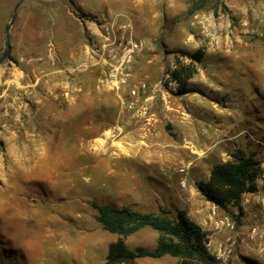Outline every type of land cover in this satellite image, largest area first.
<instances>
[{
	"label": "rangeland",
	"instance_id": "1",
	"mask_svg": "<svg viewBox=\"0 0 264 264\" xmlns=\"http://www.w3.org/2000/svg\"><path fill=\"white\" fill-rule=\"evenodd\" d=\"M18 1L0 0V59ZM10 33L0 264H104L118 235L93 201L185 210L218 264H264V0H24ZM199 48L192 91L181 93L171 72ZM238 149L263 166L242 210L198 189ZM158 234L126 242L153 248Z\"/></svg>",
	"mask_w": 264,
	"mask_h": 264
},
{
	"label": "trees",
	"instance_id": "2",
	"mask_svg": "<svg viewBox=\"0 0 264 264\" xmlns=\"http://www.w3.org/2000/svg\"><path fill=\"white\" fill-rule=\"evenodd\" d=\"M190 62H177L171 72V80L179 84V91H192L188 81L197 72L204 50L181 52ZM263 172L262 161L254 153L246 154L240 149L231 158L212 166L209 178L198 183L204 197L219 207L232 204L242 210V197L246 192L258 189L257 180ZM96 209V220L103 229L118 235L108 245L104 264H139L143 257L160 258L165 255L177 257V264H218L215 256L207 248V233L193 221L185 210L171 217L169 209L160 206L158 211H141L129 205L110 202H92ZM159 232L156 245L150 248L138 245L130 248L126 238L142 229ZM253 263V260H247Z\"/></svg>",
	"mask_w": 264,
	"mask_h": 264
},
{
	"label": "water",
	"instance_id": "3",
	"mask_svg": "<svg viewBox=\"0 0 264 264\" xmlns=\"http://www.w3.org/2000/svg\"><path fill=\"white\" fill-rule=\"evenodd\" d=\"M24 0H19L14 8V11L12 13V17L11 20L9 21V23L6 26L5 29V41H4V45H5V53L3 55V57L0 59V63H2L3 61H5L7 58H9L11 56L10 51H11V27L17 17V13H18V9L20 7V5L22 4Z\"/></svg>",
	"mask_w": 264,
	"mask_h": 264
},
{
	"label": "crops",
	"instance_id": "4",
	"mask_svg": "<svg viewBox=\"0 0 264 264\" xmlns=\"http://www.w3.org/2000/svg\"><path fill=\"white\" fill-rule=\"evenodd\" d=\"M144 229H142V230H140V231H138L137 233H139V232H141V231H143ZM152 230V229H151ZM137 233H135V234H137ZM134 234V235H135ZM157 237H158V235H157ZM157 237H156V240H155V245H156V241H157ZM154 245V246H155ZM146 246V245H145ZM166 257H174V256H171V255H165V256H162V257H160V258H151V257H143V258H140V259H162V258H166ZM142 261H144V260H138V263L139 264H144V262H142ZM145 261H147V262H150V263H160V261H162V260H145ZM176 262V264L178 263V260H175ZM146 263V262H145Z\"/></svg>",
	"mask_w": 264,
	"mask_h": 264
},
{
	"label": "built area",
	"instance_id": "5",
	"mask_svg": "<svg viewBox=\"0 0 264 264\" xmlns=\"http://www.w3.org/2000/svg\"><path fill=\"white\" fill-rule=\"evenodd\" d=\"M132 51H135V49H134V48H130V49L126 50L127 55H129L130 52H132ZM125 62H126V57H123V60H122L121 66L124 65ZM137 87H138V89L144 88V87H145V84H144V83H141V84L138 85ZM134 93H135V91H134ZM179 171H180V173H185V172H186L185 167H181V168L179 169ZM183 184L185 185V181H183ZM213 211L215 212V204H214Z\"/></svg>",
	"mask_w": 264,
	"mask_h": 264
}]
</instances>
